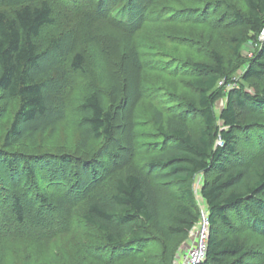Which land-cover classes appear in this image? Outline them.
<instances>
[{
  "label": "trees",
  "instance_id": "obj_1",
  "mask_svg": "<svg viewBox=\"0 0 264 264\" xmlns=\"http://www.w3.org/2000/svg\"><path fill=\"white\" fill-rule=\"evenodd\" d=\"M241 3L242 9L228 0L67 2L70 13L77 14L82 20L90 19L86 29V34L90 35L89 47L94 48L95 39H99L105 48L109 47L111 55H107L104 61H96L99 72L96 79L112 81L113 86V69L108 64L117 67L120 61L125 63L127 59L130 64L139 66L138 51L130 45V39L150 28L157 38V47L169 36L174 42H181L179 40L183 37L169 35L163 27L188 22L214 29L218 22L224 20L216 17L219 14L217 10L223 7L230 19L229 24L237 28L235 34L226 37L235 57L240 56L241 47L246 42L262 41L259 51L247 60L239 86L228 90L225 88L233 80L226 72L223 56L215 48L210 49L212 62L194 60L191 66L197 76H193L189 84L197 90L198 97L189 101L188 110L202 119L198 131H191L179 116L164 118L163 111L154 108V127L163 143L159 152L147 161V168L132 169L119 175L110 173L104 178L96 175L92 188L80 193L78 201L83 205L82 220L102 233L111 250L127 248L129 254H133L145 242L154 240V232L155 236L168 242L165 245L166 258L169 259L168 264H172L175 253L169 256V244L185 238L199 219L200 210L194 193V182L199 174L204 178L198 193L206 205L210 221L206 259L202 264H243L247 258L248 253L237 236L219 238L216 235L215 225L218 222L231 227L230 212L242 216L247 227L264 235V0H241ZM54 12L48 0H23L11 10L0 8V91L18 101L11 122L1 136L0 162L9 169L22 163L19 175L28 187L36 186V164L25 155L17 157L6 150L17 147L25 139H34L48 130H54L59 122L66 119V71L80 73L89 65L82 50L75 46L79 30L49 31L56 24ZM213 15L215 17L210 18ZM106 26L110 29L108 32L101 29ZM260 33H263V38H260ZM109 36L115 40H124L122 37L127 40L124 55H121L120 48L113 47L111 41L107 43ZM147 39H144L143 45L139 43L137 46L148 52L151 46ZM189 40L201 41L195 37ZM114 54L116 59L120 54L115 63L112 62ZM250 79L262 84L256 95L245 90L244 82ZM219 82H222L221 85ZM104 92L95 86L89 87L77 106L71 109L77 116L75 125L86 143L112 138L114 116L107 107ZM111 92L112 98H115L116 92ZM223 97L226 98L225 105L216 117L215 103ZM218 119L223 128L217 124ZM249 131L257 136L255 142L253 135L251 137V145L257 150L249 158L239 159L238 133L248 134ZM41 180L42 183L52 181L43 175ZM166 183L176 187L174 196L160 188ZM0 188H3L2 185ZM8 190L4 195V207L0 205V237L5 238L8 237L5 231L14 232L16 226L26 223L27 215L36 212L34 206L24 205L27 199L24 200L19 190L13 193ZM55 191L62 192V197L66 196L58 188ZM77 194L73 192L72 197L68 196L64 202L67 205L74 203ZM35 197V203L40 204L38 207L41 210L36 219L33 216L32 222L36 227H42L50 221L49 215L56 217L60 212L44 213L43 209L52 210L58 205L63 209L65 203L53 196L50 198L46 191ZM63 212L64 209L61 214ZM62 232L57 228L58 234ZM256 264H264V254Z\"/></svg>",
  "mask_w": 264,
  "mask_h": 264
},
{
  "label": "rangeland",
  "instance_id": "obj_2",
  "mask_svg": "<svg viewBox=\"0 0 264 264\" xmlns=\"http://www.w3.org/2000/svg\"><path fill=\"white\" fill-rule=\"evenodd\" d=\"M48 1L56 17V24L50 27L49 31L62 32L72 28L79 30L76 33L75 46L82 50L87 59L86 63L89 65L85 64L86 66L80 73L66 71L68 76L64 96L68 106L66 119L59 122L54 130H48L34 139H25L17 147L6 150L17 157L25 155L34 161L38 170L35 175L36 186L28 187L22 183L21 175H19L22 172V163L20 166L14 165L12 169H9V166H4L0 162V185L3 187L0 188L1 207L5 205L6 189H9L11 193L19 190L24 200L27 199L24 205L34 206V211H36L34 215H27L26 223L16 226L14 232L4 230L8 233V237H0V264H168L169 259L166 258L165 249L168 242L155 236L154 232H152L154 240L145 242L133 254H129L127 248L111 250V247H107L102 233L82 220L83 205L78 201L79 195L87 192L90 187L92 188V183H94L92 180L96 175L104 178L110 173L119 175L132 169L147 168V161L159 152L163 143L154 127V108L163 111L164 118L179 116V119L184 121L191 131H198L202 126V119L188 110L189 101H195L198 97L197 90L189 84V80L197 76V72L191 66L194 60L212 62L210 49L215 48L223 56L226 72L233 80L231 85L225 88L228 90L239 86L241 77L247 68V60L253 58L259 51L262 41L258 39L256 42H246L241 47L240 56L235 57L228 46L226 37L235 34L237 28L234 24H229L230 19L224 13L223 7L219 8L217 10L219 14L215 15L217 19L220 17L224 20L218 22L214 29L188 22L167 24L165 28L163 27L169 35L183 37L182 40L174 38L181 42H174L169 36L161 42L160 47H157V38L153 36L150 28L146 32L139 33L135 36L136 38L130 39V45L135 46L138 51L141 61L139 66L130 64L127 59L125 63L120 61L117 67L108 64L109 68L113 69L112 75L115 78V86H113L112 81L102 82L96 79V75L99 74L95 66L96 61H99L98 59L104 61L107 55H111V52H109V47L105 48L100 43L99 39L94 40L96 42L94 48L89 47L90 35L86 34V29L90 19L82 20L79 16L77 17V14L70 13L67 10V2L70 0ZM166 1L159 0L160 3ZM228 1L238 9L243 8L241 0ZM21 2L23 0H1L0 8L11 10ZM215 15L210 18H214ZM101 29L107 32L110 30L107 26ZM113 30L115 32V29ZM192 37L199 38L201 41H190ZM122 38L124 40H115L109 36L106 41L108 44L111 41L113 47L120 48L121 55H124L127 40ZM145 38H148L151 46L148 52L137 46L139 43L143 45ZM194 43L197 45L195 46ZM114 56L113 63L120 58V54L117 55L119 56L117 59L115 54ZM100 79H103L101 75ZM221 83L219 82V85ZM262 83L264 84V78ZM261 85V82L254 79L244 82L246 92L251 95H256ZM92 86L105 91L107 107L111 109L114 116L113 135L107 141L91 140L86 143L75 125L77 116L71 109L77 106L86 89ZM110 90L116 92L115 98H112ZM225 100L226 98L223 97L215 103L216 117L224 107ZM17 106V100L7 97L0 91V140ZM217 124L223 128L219 119ZM238 134L240 139L237 143V156H240L239 159H247L257 150L251 145L252 135L254 142L257 136L252 132ZM41 175L52 181L42 183ZM203 178V175L199 174L194 182L196 203L200 211H206V205L198 193ZM55 188L63 191L66 196L62 197V192L55 191ZM160 188L170 195L176 194V187L172 184L166 183ZM42 191L48 192L50 198L53 196L65 203L63 205L64 215L61 214L63 209L59 205L53 206L52 210L43 209L44 213L47 211L60 212L56 217L49 215L48 224L36 227L32 222L33 216L36 219L41 208L38 207L40 204L35 203V196L41 195ZM73 192H78L74 199L75 202L67 205L64 199L68 196L72 197ZM228 215L231 227L228 228L218 222L215 225L217 237L237 236L242 248L248 253L243 264H256L261 254H264V235L247 227L242 216L235 215L234 212ZM57 228L62 229L63 232L58 234ZM31 234L37 236H30ZM188 239L187 235L185 238H179L170 243L169 256L176 254L180 248L187 245Z\"/></svg>",
  "mask_w": 264,
  "mask_h": 264
},
{
  "label": "built area",
  "instance_id": "obj_3",
  "mask_svg": "<svg viewBox=\"0 0 264 264\" xmlns=\"http://www.w3.org/2000/svg\"><path fill=\"white\" fill-rule=\"evenodd\" d=\"M260 33V38H263ZM220 144V141H217ZM210 234V221L207 211H200L199 219L188 233L187 245L180 248L172 264H202L206 259L207 244Z\"/></svg>",
  "mask_w": 264,
  "mask_h": 264
}]
</instances>
